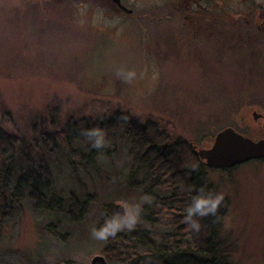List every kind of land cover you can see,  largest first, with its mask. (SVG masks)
Here are the masks:
<instances>
[{"label":"rangeland","instance_id":"obj_1","mask_svg":"<svg viewBox=\"0 0 264 264\" xmlns=\"http://www.w3.org/2000/svg\"><path fill=\"white\" fill-rule=\"evenodd\" d=\"M171 1L123 0L133 10L127 13L110 0H0V127L31 142L33 127L50 125L56 114L64 124L71 115L131 110L162 120L199 149L210 148L227 127L263 138L262 45L172 36L173 28L189 29L192 20L181 24L180 6L170 9ZM47 155L65 194L75 188L97 195L83 220L65 218L57 232L47 233L41 220L56 216H37L22 197L17 220L0 238V264L59 258L89 264L101 254L93 228L102 205L115 201L130 211L142 202L125 188L130 162L124 147L79 174L61 152ZM211 180L231 201L221 233L235 241L233 264H264V160L215 169Z\"/></svg>","mask_w":264,"mask_h":264},{"label":"trees","instance_id":"obj_2","mask_svg":"<svg viewBox=\"0 0 264 264\" xmlns=\"http://www.w3.org/2000/svg\"><path fill=\"white\" fill-rule=\"evenodd\" d=\"M171 2L174 4L170 9L174 11L180 6V22L187 25L188 19L192 20V11H189L192 1L183 0L181 2L186 5L182 6L176 3L178 0ZM174 15L172 13L171 18H175ZM210 30L214 31L216 27ZM176 31L184 38L194 37L192 24L189 29L173 28L171 35L175 36ZM167 39L170 44L174 43V38ZM58 116L51 117L50 125L36 124L33 137L29 138L31 142L0 127V238L6 224L17 220L19 201L25 196L37 216H56L45 218L46 222L41 220L44 233L57 232L65 218L78 222L88 214L90 202L97 193L91 194L87 190L79 193L73 188L65 194L56 186L47 153L61 152L68 158L71 169L79 174L93 167L103 156L112 158L124 147L130 162L125 188L131 194L137 192L142 202L130 207V210L139 208V219L133 228H123L107 239L97 238L102 245L100 253L108 262L233 264L235 241L221 233L222 219L229 214L231 201L211 180V173L215 169L233 170L241 164L212 167L199 155L201 148L192 140L176 137L170 126L160 119L140 118L131 110L115 114L109 111L97 115H71L64 124L57 120ZM98 139L101 141L99 147L95 144ZM199 196H220L221 199L215 212L193 217L200 225L195 229L185 216L187 208ZM114 203L102 205L97 229L119 213ZM47 264L78 263L75 259L59 258Z\"/></svg>","mask_w":264,"mask_h":264},{"label":"flooded vegetation","instance_id":"obj_3","mask_svg":"<svg viewBox=\"0 0 264 264\" xmlns=\"http://www.w3.org/2000/svg\"><path fill=\"white\" fill-rule=\"evenodd\" d=\"M191 1L193 39L205 37L232 46L258 44L264 49V0Z\"/></svg>","mask_w":264,"mask_h":264},{"label":"water","instance_id":"obj_4","mask_svg":"<svg viewBox=\"0 0 264 264\" xmlns=\"http://www.w3.org/2000/svg\"><path fill=\"white\" fill-rule=\"evenodd\" d=\"M124 10L132 13L133 10L122 4V0H114ZM262 114L255 112L256 119ZM199 155L212 167L228 168L243 164L251 159L264 158V138L256 140L238 132L233 127L221 130L215 137L210 148H201ZM116 210L124 214L125 204H116ZM89 264H110L104 255L98 254L92 257Z\"/></svg>","mask_w":264,"mask_h":264},{"label":"clouds","instance_id":"obj_5","mask_svg":"<svg viewBox=\"0 0 264 264\" xmlns=\"http://www.w3.org/2000/svg\"><path fill=\"white\" fill-rule=\"evenodd\" d=\"M100 140L96 141V146L99 147ZM220 196H199L194 199L193 205L187 208V215L185 219L190 221V226L198 229L200 227L199 222L193 217L195 215L204 216L209 212H215L216 207L220 201ZM139 219V208L135 210L126 211L124 214H114L108 219L105 225L99 229L93 228V235L98 239H107L109 235H115V233L123 228H133Z\"/></svg>","mask_w":264,"mask_h":264},{"label":"bare ground","instance_id":"obj_6","mask_svg":"<svg viewBox=\"0 0 264 264\" xmlns=\"http://www.w3.org/2000/svg\"><path fill=\"white\" fill-rule=\"evenodd\" d=\"M262 139V138H261ZM259 140V139H258Z\"/></svg>","mask_w":264,"mask_h":264}]
</instances>
